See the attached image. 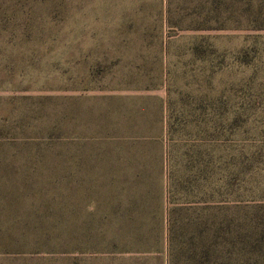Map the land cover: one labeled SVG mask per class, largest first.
Returning <instances> with one entry per match:
<instances>
[{
    "label": "rangeland",
    "instance_id": "1",
    "mask_svg": "<svg viewBox=\"0 0 264 264\" xmlns=\"http://www.w3.org/2000/svg\"><path fill=\"white\" fill-rule=\"evenodd\" d=\"M209 260L264 264V0H0V264Z\"/></svg>",
    "mask_w": 264,
    "mask_h": 264
},
{
    "label": "trees",
    "instance_id": "2",
    "mask_svg": "<svg viewBox=\"0 0 264 264\" xmlns=\"http://www.w3.org/2000/svg\"><path fill=\"white\" fill-rule=\"evenodd\" d=\"M6 240V239H5ZM229 241V240H228ZM242 241V240H241ZM240 241V242H241ZM230 242V241H229ZM244 242V241H243ZM254 242H255V239L252 238V239H246L245 240V246L244 248L246 249L245 250V253L248 254V259H251V256L253 254V250L251 249L252 247H254ZM231 243V242H230ZM6 243H4V246H5ZM205 262V261H204ZM206 262H208V256H207V260ZM213 261L209 260V264L212 263Z\"/></svg>",
    "mask_w": 264,
    "mask_h": 264
},
{
    "label": "crops",
    "instance_id": "3",
    "mask_svg": "<svg viewBox=\"0 0 264 264\" xmlns=\"http://www.w3.org/2000/svg\"><path fill=\"white\" fill-rule=\"evenodd\" d=\"M134 159H137V158H134ZM138 159H140V160H145V159H147V158H143V157H141V158H138Z\"/></svg>",
    "mask_w": 264,
    "mask_h": 264
}]
</instances>
